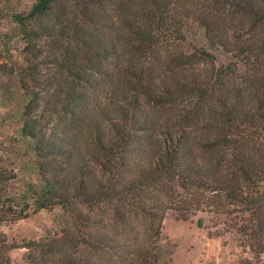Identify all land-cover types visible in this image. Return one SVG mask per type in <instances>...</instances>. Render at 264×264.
I'll list each match as a JSON object with an SVG mask.
<instances>
[{
  "label": "rangeland",
  "instance_id": "374dc122",
  "mask_svg": "<svg viewBox=\"0 0 264 264\" xmlns=\"http://www.w3.org/2000/svg\"><path fill=\"white\" fill-rule=\"evenodd\" d=\"M203 1L190 0L191 12H202L199 3ZM35 2L0 0V264H70L67 255H72L75 264H121L119 254L114 257L110 251L97 253L87 248L92 239L113 238L102 223L93 227V222L106 221L100 213L111 215L106 204L91 213L85 200L74 197V190L82 173L84 185L102 180L96 164L102 156L92 143L95 130L90 127L98 125L104 133L109 121L120 123L114 108L122 82L115 69L120 60L129 57L122 58L118 49L126 37L121 20L125 11L131 13L136 0H93L92 11L98 18L93 20L88 19L91 9L87 0H60L48 16L19 25L15 16H25ZM231 11V7L221 6L224 31L238 24L240 33L244 25H239V19L232 22ZM32 31L36 33L33 37ZM182 35L181 42L173 36L165 39L144 64L151 68L157 83L166 80L160 64L170 54L211 53L214 63L192 68L206 84L233 61L222 48L208 43L195 19L183 22ZM84 37L86 46L82 47L79 39ZM93 40L106 43L110 52L105 61L91 66L92 71L81 72L78 66L94 48ZM35 97L37 138L43 133L52 141L54 154L48 158L34 150V139L21 133L27 104ZM55 97L62 101L73 97L70 112L52 114L53 109L58 111L49 106ZM204 116H208L206 110L200 115ZM140 118L141 122L161 123L164 112L145 108V116ZM59 147L65 155L60 156ZM129 154L135 156V152ZM40 165L49 166L53 176L47 169L43 176ZM82 166L85 173L79 170ZM50 184L52 193L48 192ZM179 192L183 200H190L191 209L176 211L178 203L163 201L157 241L160 264H264V214L253 215L230 200L211 199V192ZM65 193L64 202L58 201L56 197ZM200 193L205 204L198 206L194 199ZM37 201H43L45 208L38 209ZM117 206L114 200L111 208ZM45 253L49 260L43 262Z\"/></svg>",
  "mask_w": 264,
  "mask_h": 264
},
{
  "label": "trees",
  "instance_id": "16d2710c",
  "mask_svg": "<svg viewBox=\"0 0 264 264\" xmlns=\"http://www.w3.org/2000/svg\"><path fill=\"white\" fill-rule=\"evenodd\" d=\"M59 1L36 0L25 16L17 15L15 20L24 26L29 20L42 19ZM87 1L91 9L88 19H98L92 11L93 0ZM189 2L136 0L131 13L125 11L121 23L126 37L118 49L121 57H129H122L115 69L122 82L118 84L122 86L117 88L114 108L120 123L109 121L104 133L98 125L90 127L95 130L92 143L102 156L96 162L102 180L84 185L82 173L74 197L85 200L91 213L100 210V204L107 205L111 216L100 213L106 221L93 222V227L102 223L113 238L104 235L92 239L87 248L97 253L110 251L114 257L119 254L121 264H160L157 241L163 201L178 203L176 211L191 209L190 200H183L179 190L211 192V199L230 200L244 205L253 215L264 214V0H205L199 3L202 12L194 13ZM225 5L232 8V22L239 19V25H244L240 33L238 24L224 31L219 12ZM206 10L211 13L207 15ZM186 19H195L203 27L208 43L222 48L233 61L206 84L192 68L199 63H214L211 53L199 50L190 55L170 54L160 64L166 80L157 83L151 68L144 64L156 55L165 39L173 36L183 41ZM35 35L32 31L30 36ZM79 40L85 47L87 38ZM93 45L88 57L81 59V72L92 71L91 66L108 57L110 48L106 43L93 40ZM35 100L36 97L27 104V120L21 133L34 139V150L48 158L54 154L52 141L43 133L37 138L40 130L34 116ZM72 100L73 97L63 101L55 97L49 106L58 111L50 112H70ZM145 108L163 111L162 122H141ZM205 110L208 116L201 118ZM59 153L65 155L60 147ZM45 169L53 176L49 166L40 165L43 176ZM79 170L85 173L83 166ZM52 189L50 184L48 192L52 193ZM66 195L56 198L64 202ZM204 199L200 193L194 200L200 206L205 204ZM114 200L118 206L113 209ZM45 206L43 201L36 202L38 209ZM48 257L49 253H45L43 262ZM67 258L75 264L72 255Z\"/></svg>",
  "mask_w": 264,
  "mask_h": 264
}]
</instances>
